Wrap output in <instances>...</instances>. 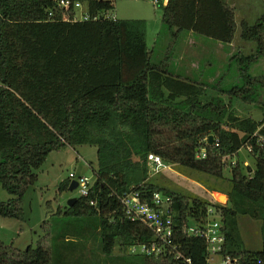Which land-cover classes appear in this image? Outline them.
<instances>
[{
	"label": "trees",
	"instance_id": "obj_1",
	"mask_svg": "<svg viewBox=\"0 0 264 264\" xmlns=\"http://www.w3.org/2000/svg\"><path fill=\"white\" fill-rule=\"evenodd\" d=\"M70 1L84 4L91 20L76 21L77 10L60 6V0H0V183L14 197L0 202V216L26 219L23 199L51 153L65 146H91L98 154L94 185L59 217H97L105 256L117 248L127 254L152 241L150 228L129 220L121 202L125 194L140 192L148 200L157 193L171 197L174 241L183 259L170 253L136 255L134 261L208 264L206 241L188 236L186 229L205 221L209 207H215L226 235L223 256L235 264H264V120L238 117L222 97L202 100L213 90L245 104L261 103L264 75L255 78L250 69L264 58V15L254 26L242 23L241 39L256 45L255 54L239 52L232 58L241 66L242 85L224 90L221 82L207 85L172 74L171 48L167 61L153 63L145 22L106 18L104 13L114 9L112 1ZM161 5L163 25L173 39L187 32L225 45L235 40V9L226 0H168ZM244 147L256 162L247 175L240 162L232 166L227 160ZM201 153L205 159L198 158ZM150 154L216 179H223L230 166L229 205L208 204L149 182ZM69 186L68 179L60 191ZM241 217L262 223L261 250L245 248ZM41 229L36 249L20 251L0 240V264H57L53 221H44ZM83 237L67 235L65 240L79 245Z\"/></svg>",
	"mask_w": 264,
	"mask_h": 264
},
{
	"label": "rangeland",
	"instance_id": "obj_2",
	"mask_svg": "<svg viewBox=\"0 0 264 264\" xmlns=\"http://www.w3.org/2000/svg\"><path fill=\"white\" fill-rule=\"evenodd\" d=\"M114 4V9L104 13L106 18L121 21H143L146 24L147 45L152 53V62L161 64L167 61L170 48L174 50L170 59L169 70L172 74L191 79L197 83L217 85L221 82L222 89L230 90L242 85L241 66L232 58L239 52L247 57L255 54L256 45L242 41V23L254 26L264 15V0H237L235 20L237 31L232 44L225 45L193 33H181L178 39H173L172 33L163 25V7L149 0H108ZM227 2V1H226ZM228 3V2H227ZM87 12L84 7L77 9L76 16L81 19ZM233 62H235L233 64ZM168 63V62H167ZM253 77L264 75V58L259 59L250 69ZM264 94L260 102L264 104ZM215 97H222L234 106L233 110L243 118L249 117L256 122L264 120L262 104H245L240 100L234 101L213 90H208L203 97L204 103H209ZM261 106V107H260ZM264 107V106H263ZM250 148L244 147L237 156L227 159L230 165L240 162L241 168L247 175V169H255L256 162ZM227 162V163H228ZM247 164V165H246ZM171 171L156 173L150 166L149 182L161 185L170 190L180 191L191 198H198L208 204L229 205L231 167L223 172V179H216L203 173L186 171L173 165ZM98 167L97 149L91 146H65L61 151L49 155L44 166L37 172L38 180L23 199L25 220L4 218L0 216V240L13 245L20 251L29 247L36 249L43 236L41 225L44 221L54 223V255L57 264H140L131 248L127 254L118 248L110 256H105L101 250V236L97 230L99 219H64L60 212L66 210L70 199H78L81 194L60 191L63 182L69 179L71 173L84 176L91 182L96 179ZM226 199H220V196ZM14 197L0 183V202H8ZM220 219L218 216H216ZM240 236L244 246L249 251H259L263 245L262 223L250 217L239 220ZM86 237L79 239V245L66 243L65 236ZM73 251V253H71ZM62 253V261L59 256ZM66 253H68L66 255ZM66 257V258H65ZM63 262V263H62Z\"/></svg>",
	"mask_w": 264,
	"mask_h": 264
},
{
	"label": "built area",
	"instance_id": "obj_3",
	"mask_svg": "<svg viewBox=\"0 0 264 264\" xmlns=\"http://www.w3.org/2000/svg\"><path fill=\"white\" fill-rule=\"evenodd\" d=\"M155 5L168 3V0H149ZM59 5L64 8L74 7L76 10L82 8L81 3L72 4L70 0H60ZM52 13H50V17ZM95 18L94 20H97ZM76 21H89L91 17L87 12L83 13L81 19L75 17ZM207 141V139H206ZM251 152V149H249ZM199 159H205L206 154L198 155ZM149 166L153 167L156 173L171 171L172 167L167 165L164 160L157 155L150 154L148 156ZM70 184L77 182V190L81 197H87L90 193L94 182H91L84 176H77L74 173L69 175ZM126 216L131 221H139L145 223L153 232L151 242L131 247L132 252L136 255L148 257H166L170 253H174L176 259H183L180 249L175 245V228L172 212L171 197H164L161 194H154L151 200H148L140 194V192H132L125 194L121 198ZM94 203H92L93 205ZM219 217V213L215 207H209L207 218L203 222H198L188 226L186 233L190 237L202 238L206 241V253L208 264H235L230 256H223L226 247V235L223 230V224ZM220 218V217H219ZM191 264L190 260H185Z\"/></svg>",
	"mask_w": 264,
	"mask_h": 264
},
{
	"label": "water",
	"instance_id": "obj_4",
	"mask_svg": "<svg viewBox=\"0 0 264 264\" xmlns=\"http://www.w3.org/2000/svg\"><path fill=\"white\" fill-rule=\"evenodd\" d=\"M101 20L103 19V18H100ZM209 143L211 144V145H213V143H214V136H210L209 137ZM77 188H78V184H77V182H72L71 184H70V186H69V188H68V190L70 191V192H74V191H76L77 190ZM227 197L226 196H220V199L222 200V199H226ZM76 200L77 199H75V198H73V199H70L69 201H68V206L69 207H72L73 205H74V203L76 202Z\"/></svg>",
	"mask_w": 264,
	"mask_h": 264
},
{
	"label": "crops",
	"instance_id": "obj_5",
	"mask_svg": "<svg viewBox=\"0 0 264 264\" xmlns=\"http://www.w3.org/2000/svg\"><path fill=\"white\" fill-rule=\"evenodd\" d=\"M227 2H228V4L233 8V9H236L237 8V0H226ZM168 3H165V4H163L164 6H166ZM82 7H84L85 8V10H86V6L84 5V4H82ZM225 101V100H224ZM234 101H236V99H234ZM226 102V104H229V102L228 101H225ZM235 103H238V104H240L239 102H235ZM238 104H234L233 105V102H232V107L234 108V106L236 107ZM238 117H240V118H243L242 116H239V115H237ZM250 117V116H249ZM247 118V117H246ZM247 165V164H246ZM252 170H254V169H252Z\"/></svg>",
	"mask_w": 264,
	"mask_h": 264
}]
</instances>
